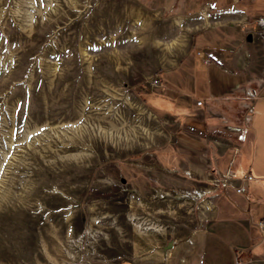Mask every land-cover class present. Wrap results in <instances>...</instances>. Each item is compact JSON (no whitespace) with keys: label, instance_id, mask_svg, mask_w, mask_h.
Listing matches in <instances>:
<instances>
[{"label":"rangeland","instance_id":"obj_1","mask_svg":"<svg viewBox=\"0 0 264 264\" xmlns=\"http://www.w3.org/2000/svg\"><path fill=\"white\" fill-rule=\"evenodd\" d=\"M162 7L0 0V264H159L134 252L132 217L181 190L148 187V152L169 133L144 103L155 75L136 51L155 38L132 12L160 25Z\"/></svg>","mask_w":264,"mask_h":264},{"label":"crops","instance_id":"obj_2","mask_svg":"<svg viewBox=\"0 0 264 264\" xmlns=\"http://www.w3.org/2000/svg\"><path fill=\"white\" fill-rule=\"evenodd\" d=\"M151 9L132 12L155 38L136 53L161 82L143 98L169 136L145 175L150 189L173 181L188 196L143 199L133 250L159 264H233L236 249L243 264H264V0H164L159 11L174 12L160 25Z\"/></svg>","mask_w":264,"mask_h":264},{"label":"built area","instance_id":"obj_3","mask_svg":"<svg viewBox=\"0 0 264 264\" xmlns=\"http://www.w3.org/2000/svg\"><path fill=\"white\" fill-rule=\"evenodd\" d=\"M255 22H256V24H257V26L259 27V35L260 36H264V16H259V17H257L256 19H255ZM208 61V58H203V62L204 63H206ZM149 83H150V85H155V86H158V85H160L161 84V82H160V80L156 77V76H154V77H151L149 80ZM251 95H252V93H250ZM197 105H199L200 103H201V101L200 100H197L196 102H195ZM226 178H224V177H220V178H218V179H216V181H215V185H218V184H220V183H224L223 181L225 180ZM237 192H244V188H243V186H241V185H239L238 187H236V189H235ZM184 194H187V192L186 193H182L181 195H184ZM194 194L197 196V197H199L200 195H199V193H197L196 191H194ZM233 264H243V262H242V260H241V258H240V256H239V252H238V250H236V249H234V251H233Z\"/></svg>","mask_w":264,"mask_h":264},{"label":"water","instance_id":"obj_4","mask_svg":"<svg viewBox=\"0 0 264 264\" xmlns=\"http://www.w3.org/2000/svg\"><path fill=\"white\" fill-rule=\"evenodd\" d=\"M249 37V35H247V38ZM170 244V241H167V246Z\"/></svg>","mask_w":264,"mask_h":264}]
</instances>
